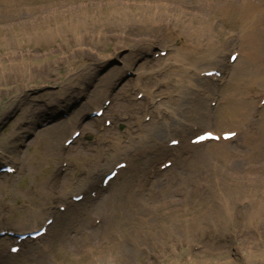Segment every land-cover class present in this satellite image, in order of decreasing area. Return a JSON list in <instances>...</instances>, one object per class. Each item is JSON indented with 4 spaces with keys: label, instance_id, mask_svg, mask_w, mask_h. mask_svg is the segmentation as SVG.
Instances as JSON below:
<instances>
[{
    "label": "rangeland",
    "instance_id": "rangeland-1",
    "mask_svg": "<svg viewBox=\"0 0 264 264\" xmlns=\"http://www.w3.org/2000/svg\"><path fill=\"white\" fill-rule=\"evenodd\" d=\"M208 1L209 7L197 13L214 22L212 35L221 43L220 47L223 45L219 47L220 53L197 61L201 67L196 71L186 66L182 87L174 82V67L167 73L152 74L150 84L169 80L170 87L158 90L174 93L175 110L184 105L177 115L192 129L188 139L202 131L219 134L234 130L229 121L221 125L219 103L232 84L243 76L239 72L244 64V47L232 27L228 28L231 18L223 19L215 6L228 1L264 5V0ZM198 2L57 0L53 6L52 0H0V166L13 165L16 171L11 176L0 175V230L25 233L29 230L19 229H30L32 223L39 228L46 214L58 213L47 236L32 242L27 240L16 256L0 259V264H100L118 258L122 264H166L175 256V264H264V185L259 187L248 174L253 168L261 171L264 167V142L258 143L262 146L256 150L250 139L239 137L226 146L229 160L222 163L210 153L215 145L184 150L181 158L191 157L194 161L159 170L164 161L176 164L181 159L179 155L162 157L157 152L162 140L164 146L169 139L179 140L178 134L172 132L167 136L157 129L171 120L172 115L167 113L163 120L157 121L151 115L147 117L144 111L131 110L140 101L138 94L143 93V89L132 87L138 82L143 66L147 64L157 70L164 65L160 62L165 57L162 53H167L164 47L167 43L161 40L165 28L157 25L149 31L145 21L156 17L164 23L190 26L191 9ZM69 3L71 8H81L87 15L60 14ZM38 5L45 13L52 9L59 13L41 14L34 19L27 9ZM115 5L120 7L125 19H139V25L121 29L105 26L98 30L108 19L117 20ZM33 19L36 25H32ZM74 21L84 23L86 28L74 33L71 29ZM21 24L30 28L21 29ZM261 31L264 34V28ZM100 35L106 42L98 39ZM158 36L162 42L156 43L150 54L140 51L143 44L136 48L137 43H133ZM182 43L180 39L179 47ZM114 48L117 51H112ZM232 53L242 61L240 67L224 69L225 74L217 82L198 78L204 70H219L218 66L229 62ZM248 69L252 71L253 67ZM193 81L200 94H195L196 90L190 86ZM156 95L153 94L155 105L167 104L166 97L156 98ZM113 96L116 99L109 116L98 125L90 124L91 114L106 101L114 102ZM250 99L253 106L258 102L256 95H250ZM123 109L125 118L112 125L113 115ZM251 109L254 110L251 130L262 137L258 104ZM106 118L110 126H106ZM85 126L89 128L87 134L82 131ZM76 131L81 137L67 151L64 143ZM151 133H157V139L146 143L144 138ZM114 142H119L122 148L135 147L139 157L105 191L91 196L92 189L98 187L114 162L123 160H117ZM150 145H157L152 147L156 152L151 157L146 149ZM198 167L201 168L197 171ZM242 174L238 179L236 175ZM198 179L201 186L195 182ZM83 191H87L84 200L74 202L72 195ZM63 197L67 209L60 211ZM224 197L233 208V219L222 226V222L213 223L211 215L222 214ZM142 204L149 207H139ZM161 206L166 207L163 210L171 213L170 216H156L152 225L138 220L137 213ZM178 225L183 229L180 227L181 231L174 233L183 243L177 246L172 242L175 238L164 243L163 232ZM116 232L123 251H114L118 243L111 235ZM157 235L159 241L153 248L148 242ZM12 241L2 238L0 247L12 245ZM177 255L183 256L181 263H177Z\"/></svg>",
    "mask_w": 264,
    "mask_h": 264
},
{
    "label": "bare ground",
    "instance_id": "bare-ground-1",
    "mask_svg": "<svg viewBox=\"0 0 264 264\" xmlns=\"http://www.w3.org/2000/svg\"><path fill=\"white\" fill-rule=\"evenodd\" d=\"M36 1H43V0H36ZM52 1H53L52 5L56 6L57 0H52ZM208 2H209L208 0H199L198 5L195 6V8L191 9L192 16L189 19L190 26L183 27L182 24L173 25L171 23L169 24L164 23L163 21L159 20L156 17H150L145 21V23L147 24V29L149 31H151V28H154L157 25H161L165 28L164 33L161 34V38H162L161 40L167 43V45L164 44L165 45L164 47L167 49L166 50L167 53L165 57L162 60H160V62H163L164 65L162 67H159L157 70H153V67L151 66H146L147 64L144 65L142 73L138 76V82L133 84L132 86L133 88H136V90L143 89L142 91L143 93H145L142 99L139 101V103H136L134 105V108H131L133 112L144 111L146 112L145 114H147L146 116L151 115V117H153V119H156L157 121L163 120L164 116L167 113L172 115L171 120H168L167 122H165V124L162 127H159L157 129L159 130L158 132L166 133L167 136L170 135L172 132L175 133V135L178 134V137L180 139L179 141L180 144H179V147L174 150L179 153H180V150L184 148L185 143L188 142V146H191L190 141L193 138H195V136H193L187 141L188 136L190 135V133H192L191 132L192 129L187 127L186 123H184V121H181V119L179 118V115H177V111L180 113L184 110V105L179 107L178 108L179 110L178 109L175 110L174 103H176V100L174 97V93H166V92H162L161 90H158L162 88L167 89L168 87L171 86V84L168 82L169 81L168 79H166V82H160L158 80L160 83H158L157 85L152 84L150 86V84L153 83L152 74L161 73V72L167 73L172 70V67H174L175 70H173V74H172L175 78L174 82L177 85L181 84V87H182L183 86L182 84L185 82V72L188 68L196 71L199 69V67H201L200 66L201 62L198 64L197 61H202L207 56L209 58L210 56H213L214 54L216 55L220 53L219 47L221 43H219L216 37L212 35L214 22L207 20L206 17L201 16L197 13V10L199 9L208 8L209 7ZM115 6H117L116 7L117 20L115 22H111L108 19L106 22L100 25V29L98 30H101V28L105 29V26H107V28L113 26L115 28L121 29L122 26L133 27V26L139 25L138 24L140 23L139 19H136V20L131 19V21H129L128 19H125V16L122 15L120 7L118 5H115ZM215 8L223 19L231 18L232 23L229 24L228 28L232 27L233 29L232 31H234L235 34L239 36V39L243 43V47H244V51L242 55V59H243L242 61H244V64H243V67L240 68L241 71L239 72V76H241L242 73H243V76L239 78L240 80L232 84L230 90L227 93H225L223 99L220 101L219 105L221 106L222 113L220 117L218 116V118L221 119L222 126L226 124V121H229V126L231 125L234 126L233 131L239 133L240 137L251 136L250 140L252 142V146L256 147V150H258L262 146V143L259 146H258V143L262 141L264 142V107L259 110V114L261 117L259 116L260 119L258 120V122L260 124V127H262L263 129L262 130L263 135L261 137L260 135L252 132L251 130L252 123L254 122V120H252L251 118L252 112L254 110H252L251 107L254 108L257 103H255L253 106L252 104L253 101L252 99H250V95L254 97V95L261 96L260 94L264 93V51L262 49L263 32L261 31V28H264V5H260V4L256 5L249 1H242L240 3L228 1L227 3H224L220 6H215ZM183 9H187V8L183 6ZM27 12L30 14V16H33L34 19H37L39 17L38 15H41V14H47L48 16H55L54 13L56 11L52 9L48 11L47 13H45L44 9L38 5L35 7H29V10L27 9ZM56 13H59V11ZM60 14H63L69 17L78 16V15H87V13H82L81 8H78V9L71 8L70 3L69 5L67 4L66 10L60 12ZM34 19H33L34 22L32 23V25L37 24ZM20 28L26 29L30 27H25V25H22ZM82 28H86L84 23H79V22L74 21L71 24V29L74 33H77V32L79 33V31ZM98 39L102 40L103 42H106L105 37H102L101 35L98 37ZM159 39H160V36H158L157 38L155 37V39H152V40L143 39V40H139L136 42L134 41L133 43H137L136 48H138L139 44H143L144 48L146 47V49L140 48V51H145V54H150L151 52L155 50L156 43L161 41ZM180 39L183 40V43L181 44L182 47H179ZM132 47L134 48L133 44H132ZM220 48H223V45H221ZM112 51L115 52L117 50L116 48H114ZM238 60L239 58L233 63L232 66L224 62V64H220L218 67L221 71H223L224 69H228L230 67L232 69H236L237 67H240V63L242 62ZM186 66H188L187 69H186ZM247 67H253V70L252 71H250V69L246 70ZM209 71H212V69L204 70L202 72H199V74L206 73ZM250 72L251 74H249ZM147 79H149L148 82L143 83V81ZM194 83L195 81L191 82L190 86L196 90L195 94H200V92L198 91L199 88H197V86L194 85ZM152 86L156 88L155 91L152 90L151 88ZM176 93L175 95L180 97V95H177ZM153 94H157L156 98L162 97V96L166 97V99L168 100L167 104H162V105L156 104L155 105L154 100H153L155 96L153 97ZM262 98L263 96L260 97L259 101H261ZM112 99L114 102L110 103V105L107 107V109L103 113L102 117L98 119L91 118V120H89L90 124L98 125L100 124L101 120H103V118L108 115L111 105L115 103L116 97L113 96ZM146 99H148V102L145 101ZM95 111H98V109H96ZM123 116H126L125 109L118 112L116 115H113L114 123L112 125L120 123L121 121L119 120V117H123ZM82 131L84 134H87L89 132L88 126L83 127ZM157 133H151L149 136L145 137L144 140H146V143L155 142V140L157 139ZM131 140L133 139L131 138ZM171 141H173V139H169L167 143ZM230 143L231 142H220L219 144L217 143H208V144L205 143V144L216 146L210 149V153H212V155L217 161H220L222 163V161L226 162L229 160V154L225 153V151L227 150L226 146ZM112 144L113 146L112 145L111 146L115 149L116 156L118 157L117 160L123 159L120 162H114V165L115 164L119 165L123 161H127V163L129 164H133L134 159L136 158L137 152H139V150H136L135 147L122 148L119 142L117 143L114 142ZM156 146L157 145H150L146 149H152V147L155 148ZM66 149L67 151H70V147ZM189 149H194V148H189ZM157 152H159L160 155L167 157V156L173 155L172 153L174 151L173 149H168L166 146H163V140H162L157 147ZM238 154L244 159V156L242 154L240 153ZM232 158H234V156L231 157L230 159ZM188 160L194 161V159H192L191 157H188V158L185 157V159L183 158L179 161V165L182 163L188 162ZM200 168L201 167H198L197 171ZM261 169L262 170L260 171L259 169L253 168L249 170L248 172V174L251 175V178L254 179L256 183L259 185V187L264 185V178L262 176L264 173V167H262ZM122 172L123 170L119 171V174H121ZM191 174L194 176V180H195V178H197L196 174L194 172ZM236 176L238 179H240L244 175L242 174V175H236ZM179 179H183V177H179ZM204 180H206V178H204ZM198 181L199 179L196 180L195 182L197 183V185L199 184L198 186H201V182L198 183ZM83 188L84 186L82 187L81 190H83ZM88 190H90V188H88ZM84 193L85 191H83V194ZM77 196L78 195H72V197H77ZM224 200H225L224 207H221L222 214H219V215L212 214L211 215V218L212 219L214 218L213 223L222 222V226L228 224L233 219V215H232L233 208L230 207V205L228 204V202L230 201L226 199L225 197H224ZM61 202H64V204L60 206H67L65 203V197L61 199ZM139 207H149V206L148 204H142ZM164 208L166 207L161 206V207H156V208H151V209L147 208L144 212L137 213V216L139 217L138 220H141L145 224L152 225L155 223L156 216L157 217L170 216L171 213H165L163 210ZM46 215L47 216H45L46 218L44 219V221H46L47 219L53 218V222L46 229V234H48L49 232H51V230L53 229L56 223L55 219H57L58 213L49 212V214H46ZM249 221H250V224L251 223L253 224L252 218H249ZM106 224L110 227H113L112 225H109V223H106ZM37 226L38 225L36 223H32L30 229L21 228L19 230H29L32 232L33 230H37L38 228ZM180 227L181 229H183L182 225L181 226L178 225V226H172L168 228L165 232H163L162 234L163 242L167 243L170 238H175V240H173L172 242L176 244L177 246L183 243L182 239H180V237L174 233L178 231L180 232L181 231L179 230ZM150 228H152V226H150ZM109 233L110 231H108L107 234ZM114 238L118 243V246L114 251L116 252L119 250L123 251L124 246L121 245V242H120L121 238L117 232L115 234L112 233L111 239H114ZM11 239H14V238H11ZM146 241L147 240H145V242ZM150 241H152V243H150ZM150 241L148 242V244H150L153 248H155V242L158 243L159 241L158 235L155 238H152ZM10 247L8 246V248L6 247L0 248V258L1 259H5L9 257V254H7L8 253L7 249L9 250ZM167 248H170L171 250L170 246ZM175 258L176 256L173 257L172 260L168 261L166 264H175ZM182 258L183 256L177 255V260H178L177 263H181ZM100 264H122V263H121V259L118 258V259H109L108 261L103 260L101 261Z\"/></svg>",
    "mask_w": 264,
    "mask_h": 264
}]
</instances>
